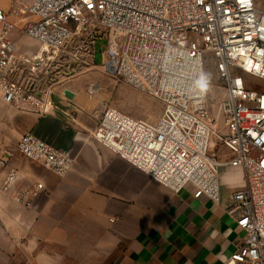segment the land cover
I'll use <instances>...</instances> for the list:
<instances>
[{
	"label": "built area",
	"instance_id": "2783aa9c",
	"mask_svg": "<svg viewBox=\"0 0 264 264\" xmlns=\"http://www.w3.org/2000/svg\"><path fill=\"white\" fill-rule=\"evenodd\" d=\"M25 12L32 19L20 34L38 42L33 53L17 52L8 38L15 25L0 7L3 100L40 115L59 110L52 89L37 83V71L73 54L98 65L94 46L104 38L103 69L156 98L162 110L149 121L106 108L93 138L169 189L187 188L215 202L221 167L240 168L243 185L227 210L245 236L225 264H264V0H31ZM209 61L224 90L216 117L207 82L203 87ZM31 68L33 82L23 77ZM257 83L260 88L252 86ZM17 151L58 176L74 163L31 131L21 135ZM8 164L0 159V167ZM3 175L4 189L19 177L15 168ZM43 188L37 182L14 200L31 207Z\"/></svg>",
	"mask_w": 264,
	"mask_h": 264
},
{
	"label": "crops",
	"instance_id": "0c3cea01",
	"mask_svg": "<svg viewBox=\"0 0 264 264\" xmlns=\"http://www.w3.org/2000/svg\"><path fill=\"white\" fill-rule=\"evenodd\" d=\"M31 0H0L15 27L8 33L17 52L33 53L39 44L20 28L32 16ZM3 28L0 22V32ZM38 78L37 83L45 82ZM55 88L60 107L45 115L7 104L0 93V264H225L244 240L245 231L227 210L241 187L240 168L220 169V199L175 192L97 142L92 133L101 114L91 112L86 95ZM34 132L74 158L58 176L17 151L25 132ZM19 177L2 187L4 171ZM44 184L31 207L14 195Z\"/></svg>",
	"mask_w": 264,
	"mask_h": 264
},
{
	"label": "rangeland",
	"instance_id": "374dc122",
	"mask_svg": "<svg viewBox=\"0 0 264 264\" xmlns=\"http://www.w3.org/2000/svg\"><path fill=\"white\" fill-rule=\"evenodd\" d=\"M104 44L105 39L97 37L94 46V61L98 65H94L90 58L77 60L73 54L55 62L49 70H38L36 75L44 79L46 86L52 90L65 87L78 94L86 95L91 112L98 110L101 114L104 109L111 107L135 118L155 121L162 110L161 103L151 95L132 87L103 69L101 65L104 62L102 55ZM206 72V82L209 87L208 108L210 113L216 117L218 101L223 96L224 90L216 82V70L212 61L208 62ZM243 75L246 77L245 73ZM23 77L33 82V68L26 70ZM250 77L249 80L253 81V77ZM252 86L261 87L258 83ZM93 87L95 91L90 94V89Z\"/></svg>",
	"mask_w": 264,
	"mask_h": 264
},
{
	"label": "water",
	"instance_id": "95a60500",
	"mask_svg": "<svg viewBox=\"0 0 264 264\" xmlns=\"http://www.w3.org/2000/svg\"><path fill=\"white\" fill-rule=\"evenodd\" d=\"M64 94L66 97H68L70 99L73 98V96H74V93L72 91H70L69 89H66Z\"/></svg>",
	"mask_w": 264,
	"mask_h": 264
},
{
	"label": "clouds",
	"instance_id": "9594fccd",
	"mask_svg": "<svg viewBox=\"0 0 264 264\" xmlns=\"http://www.w3.org/2000/svg\"><path fill=\"white\" fill-rule=\"evenodd\" d=\"M203 80H204L203 87H206V86H207V85H206L207 77L205 76V77L203 78Z\"/></svg>",
	"mask_w": 264,
	"mask_h": 264
}]
</instances>
